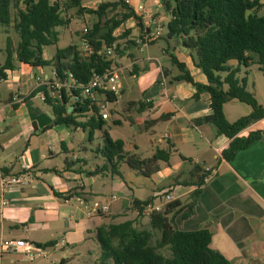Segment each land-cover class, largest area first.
I'll use <instances>...</instances> for the list:
<instances>
[{
  "label": "crops",
  "instance_id": "obj_1",
  "mask_svg": "<svg viewBox=\"0 0 264 264\" xmlns=\"http://www.w3.org/2000/svg\"><path fill=\"white\" fill-rule=\"evenodd\" d=\"M100 1L82 0V4L97 9ZM140 1L130 0L127 4L124 0L126 9L123 7L122 12L130 9L134 16L124 24L131 30L129 38L121 41L130 40L134 44L127 43L111 59L112 67H117L121 76L120 93L96 95L97 103L111 96L110 116L103 119V128L97 130L98 141L94 136L92 140L88 138L87 144L85 136L77 137L83 129L55 124L53 107L42 99L44 92H39L40 84L43 86L44 80L50 79L52 66L33 68L15 60V68L5 70L7 78H0V178L18 175L24 166L32 167L28 185L5 193L9 205L0 219V262L27 263L23 250L1 254L3 240L25 239L37 246L54 242L46 249L61 254L52 264H103L97 229L129 220L138 228L135 218L140 216L144 217L143 225L150 226L147 230L154 236L155 232L161 235L152 228L150 217L139 214L133 202L158 201L161 193L170 192L180 203L170 215L178 229L209 230L211 248L232 264H264V137L240 151L233 160L223 158L230 139L221 135L213 124L195 123L212 114L210 94L202 91L195 97L194 84L176 80L183 72L173 63L172 56L185 65L195 83L209 84L195 63L194 51H183L175 45V39L167 38L172 16L165 11L163 0L145 1L147 19L152 20L151 29L160 28L161 37L146 46L138 44L136 39L142 32L143 20L137 14ZM88 15L83 14L79 19L84 20ZM11 25H0V66L7 57L8 38L13 49L20 41ZM57 44L44 48L46 60H52L57 49H62ZM228 65L240 67L237 77L246 79L247 89L264 106V91L255 83L258 80L255 70L260 71V66L252 63L246 67L236 60ZM46 90L49 92L50 87ZM251 111L238 100L224 105L229 122ZM92 115L91 110L79 121H86ZM111 119L113 125L108 124ZM256 131L264 132V118L239 135L246 137ZM105 132L113 140L123 141L126 153L147 159L157 151H165L168 160H161L159 170L151 177L139 174L125 163L120 164L121 175H117L107 168L110 162L100 150ZM198 165L209 173L194 213L182 218V213H175L191 202V194L196 189V185L183 182L196 180L191 171ZM1 192L0 187V197ZM96 201L108 205L109 210L90 213L88 206ZM42 235L48 236L40 238ZM92 246L98 250L93 259Z\"/></svg>",
  "mask_w": 264,
  "mask_h": 264
},
{
  "label": "trees",
  "instance_id": "obj_2",
  "mask_svg": "<svg viewBox=\"0 0 264 264\" xmlns=\"http://www.w3.org/2000/svg\"><path fill=\"white\" fill-rule=\"evenodd\" d=\"M121 6L126 9L124 0L102 3L97 9L83 7L82 0H0V25L13 24L20 38L16 49H13L12 40L8 38L7 57L5 63L0 66V78H7L5 70L14 69V62L17 60L33 68L52 66L61 82L66 81V73L71 72L79 85L88 84L94 72H102L112 66V60L98 52L105 46L116 43L115 31L124 21L134 16V11L127 9L128 12L122 19L112 18L103 22L110 9ZM163 6L172 16L168 24L167 38L173 40L178 36L186 47L193 48L195 63L207 76L209 84L203 86L195 83L185 65L172 56L173 63L183 72L176 80L194 84L197 88L195 97L202 91L210 94L212 114L197 119L195 123L213 124L221 135L230 139V144L222 156L231 161L240 151L246 150L264 137L263 131L251 132L246 137L239 135L254 122L264 118V106L259 104L255 95L247 89L246 79L240 80L237 77L240 67L231 68L228 65L232 60L246 67L256 63L264 75V0H163ZM12 8L16 10L15 17L12 15ZM71 9H76L78 15L98 16V22L86 35L94 46L95 53L85 58L78 46L71 44L66 48L57 49L52 60H46L43 56L44 48L59 42L57 28L70 25L72 15L67 12ZM104 28L107 31H104ZM130 43L134 44V41ZM116 51L120 53L119 45ZM223 73L226 75L223 76ZM39 92H44L45 102L52 105L55 124L89 129L90 140L95 130L103 128V119L98 116V109L89 98L84 99L82 104L77 103L75 109L69 111L72 106L71 97L64 89L61 91V100L51 99L46 86H41ZM231 100H238L249 106L251 113L235 122H229L224 113V105ZM91 110L92 116L86 121H79ZM103 138L104 144L100 150L110 162L107 168L117 175H121L120 164L125 163L139 174L151 177L159 170V162L168 160L165 151H157L153 157L142 159L136 154L126 153L123 141L113 140L107 132ZM191 173L196 176V180L183 184L196 185V189L191 194V202L175 213H182V218H188L194 213L209 172L198 165ZM149 202L152 201L135 200L133 207L142 214L144 206ZM179 206L180 203L174 201L168 204L162 213L150 216L152 228L161 233L158 239H154L152 231L136 228L133 220L99 227L96 239L101 249V262L232 264L224 255L211 248L212 233L209 230L183 231L174 225V217L170 215ZM54 244L50 242L38 247L46 249Z\"/></svg>",
  "mask_w": 264,
  "mask_h": 264
},
{
  "label": "built area",
  "instance_id": "obj_3",
  "mask_svg": "<svg viewBox=\"0 0 264 264\" xmlns=\"http://www.w3.org/2000/svg\"><path fill=\"white\" fill-rule=\"evenodd\" d=\"M145 1L141 0L139 6L137 7V14L142 17V32L136 39V42L142 46H146L161 37L160 28H156L155 30L151 29L152 20L147 19L149 13L145 8ZM126 3L129 4L130 0H126ZM89 30L87 28L84 29L85 36L81 39L82 47L79 49L82 52L83 57L88 58L91 57L95 53L94 46L91 44L90 40L86 37ZM117 45L116 43L105 46L98 54L109 55L115 52ZM57 72L54 70L50 79L44 80V85L50 87V91L48 92V96L54 100H61L62 98V89H64L69 96L71 97L72 106H70L69 111L75 109V105L77 103L82 104L84 99L89 98L91 102L97 107L98 115L102 117V119L106 120L109 118L108 105L109 98L105 99L104 102L97 103L96 95L98 93H103L106 95H118L120 93L121 88V76L119 73V69L117 67L106 68L102 72H94L91 80L86 85H79L74 79L71 72L66 73L68 79L64 82H61L57 77ZM42 86V84H40ZM79 92V94H76ZM46 94L42 93V99L45 101ZM20 102L24 100L18 99ZM32 167L24 166L21 173L13 176H2L0 178V187L2 190V195L0 197V219L3 216V211L5 207L9 205V200L5 197V193L14 187L26 186L31 182ZM116 198V197H113ZM175 201V198L172 193L165 192L159 195L158 201L149 202L144 206L143 214L146 216H151L155 213H162L166 207V205ZM90 213H101L107 212L109 210L108 205H103L102 203L96 201L88 206ZM23 250L25 252V256L31 260H34L39 257L47 256V252L39 248L38 246L26 241L25 239H5L1 243V254L2 253H17ZM0 264H4L0 262Z\"/></svg>",
  "mask_w": 264,
  "mask_h": 264
},
{
  "label": "rangeland",
  "instance_id": "obj_4",
  "mask_svg": "<svg viewBox=\"0 0 264 264\" xmlns=\"http://www.w3.org/2000/svg\"><path fill=\"white\" fill-rule=\"evenodd\" d=\"M86 1H89V2L90 1H94V3H95L98 0H86ZM117 1H119V0H101L100 4L107 3V2H117ZM100 4H96V6L99 7ZM90 6L92 7L93 4H91ZM122 9H123L122 6L116 8V9H110L107 12L106 18L103 19V22L106 21V20L112 19V18L116 19V20L117 19H122L123 15L125 14L124 12H122L123 11ZM67 13L68 14L70 13L72 15V19H74V20L72 21L71 25H69L67 27H58V32L60 34V39H59V42L57 44V47L64 48V47H67V46H69L71 44H75V45L78 44L79 47L81 48L82 47L81 39L85 36L84 29L87 28L88 30H91L93 28V26L99 20L98 16L95 15V14H89L87 16V18L82 20V19H79V18H81V16L83 14L82 15H78L76 9H71ZM12 15H13V17H15V15H16V10H14L13 8H12ZM127 21H128V19L126 21H124L123 24H122L123 26L121 25L114 33V35L117 37L116 45H119L120 52L122 51L123 46L126 47L127 43L130 44L131 46L133 45L132 43H130V40L128 42H122L121 41L123 38H129V35L131 33L130 28H126V26L124 25ZM10 27L13 30L12 32L15 33L13 25H11ZM104 31H107V29L104 28ZM53 48H55V47H53ZM53 50H55V49H53ZM50 51L51 50H49V52ZM116 54H118V52L115 49V52L113 54L109 55V59L116 58V56H117ZM255 71H256V74H257V78H258V80H256L255 83L257 84V87H259L260 89H263V91H264V75H263L262 72L258 71V69H256ZM112 120L113 119H111V121L108 122V124H112L113 125ZM89 135H90V131H89V129H87L85 133H83V130L78 132L77 137L79 139H81V136H85L86 139L84 141L88 144ZM94 136H95V140L98 141L99 132L97 130H95V132L93 134V137ZM89 140H90V138H89ZM100 142L102 143L101 139H100ZM135 219H136V225L138 226V228L146 229V230L149 229L150 226L143 225L144 217L138 216ZM45 236H48V235H42V236H40V238H44ZM159 237H160V234L155 232L154 239H158ZM91 248L93 249L92 252H94L93 253L94 255L92 257V259H93V258H95L97 256L96 254H97L98 250L94 249L93 246ZM46 251L48 253L47 256L39 257V258H36L34 260L26 258L25 260L27 261V263H25V264H52V261L55 258L59 257L60 254H61L60 251H56L55 254H53V251H50L49 249L48 250L46 249ZM16 256H18V255H16ZM16 256L14 255L13 257H16ZM23 257H25V256H23ZM8 259H10V258H8ZM16 264H18V263H16Z\"/></svg>",
  "mask_w": 264,
  "mask_h": 264
},
{
  "label": "water",
  "instance_id": "obj_5",
  "mask_svg": "<svg viewBox=\"0 0 264 264\" xmlns=\"http://www.w3.org/2000/svg\"><path fill=\"white\" fill-rule=\"evenodd\" d=\"M175 45L177 46V47H179L180 49H182L183 51H191V52H193L194 50H193V48H188V47H186L181 41H180V39H179V37L178 36H176L175 38Z\"/></svg>",
  "mask_w": 264,
  "mask_h": 264
}]
</instances>
